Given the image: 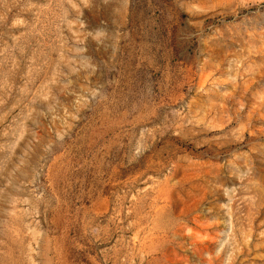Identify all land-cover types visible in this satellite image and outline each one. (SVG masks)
Masks as SVG:
<instances>
[{"label":"rangeland","instance_id":"rangeland-1","mask_svg":"<svg viewBox=\"0 0 264 264\" xmlns=\"http://www.w3.org/2000/svg\"><path fill=\"white\" fill-rule=\"evenodd\" d=\"M0 264H264V0H0Z\"/></svg>","mask_w":264,"mask_h":264}]
</instances>
